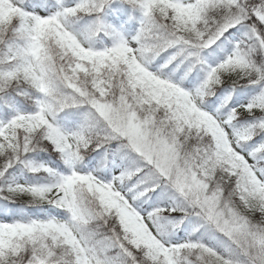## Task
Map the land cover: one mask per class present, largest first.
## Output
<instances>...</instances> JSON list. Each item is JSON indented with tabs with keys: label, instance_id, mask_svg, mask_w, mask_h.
I'll return each instance as SVG.
<instances>
[{
	"label": "snow or ice",
	"instance_id": "6c2138e0",
	"mask_svg": "<svg viewBox=\"0 0 264 264\" xmlns=\"http://www.w3.org/2000/svg\"><path fill=\"white\" fill-rule=\"evenodd\" d=\"M0 264H264V0H0Z\"/></svg>",
	"mask_w": 264,
	"mask_h": 264
}]
</instances>
